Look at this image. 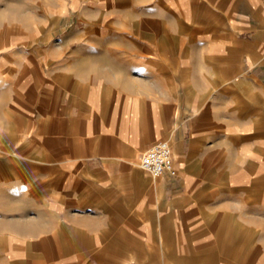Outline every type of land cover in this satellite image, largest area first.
Segmentation results:
<instances>
[{
    "label": "crops",
    "instance_id": "0c3cea01",
    "mask_svg": "<svg viewBox=\"0 0 264 264\" xmlns=\"http://www.w3.org/2000/svg\"><path fill=\"white\" fill-rule=\"evenodd\" d=\"M35 1L0 0V264H264V0H150L194 10L43 64Z\"/></svg>",
    "mask_w": 264,
    "mask_h": 264
},
{
    "label": "rangeland",
    "instance_id": "374dc122",
    "mask_svg": "<svg viewBox=\"0 0 264 264\" xmlns=\"http://www.w3.org/2000/svg\"><path fill=\"white\" fill-rule=\"evenodd\" d=\"M147 1L47 0L51 7L45 9L40 6L43 0H36V62L43 64L44 55L49 53L52 55V60L57 61L60 57L59 50L66 47L82 48L83 59H88L92 50L106 48L109 43H119L120 45L116 47L122 48L124 44L130 42L124 39L125 33L132 35L131 42L135 47L140 42L137 33L146 30V18L150 19L157 14L183 17L192 14L194 10L146 6V4H152L150 0V2ZM45 19L49 21L48 24H43L42 21ZM179 26L182 29L186 25L179 23ZM108 36H112V39L107 40ZM103 37L105 40L101 39ZM86 62L90 66V61L85 60Z\"/></svg>",
    "mask_w": 264,
    "mask_h": 264
},
{
    "label": "built area",
    "instance_id": "2783aa9c",
    "mask_svg": "<svg viewBox=\"0 0 264 264\" xmlns=\"http://www.w3.org/2000/svg\"><path fill=\"white\" fill-rule=\"evenodd\" d=\"M140 166L154 176H171L178 174L169 140H159L151 145L140 157Z\"/></svg>",
    "mask_w": 264,
    "mask_h": 264
}]
</instances>
